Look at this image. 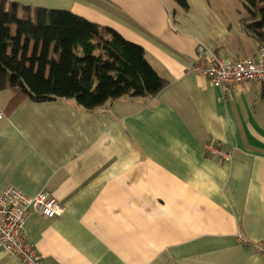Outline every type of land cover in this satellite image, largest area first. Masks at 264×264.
I'll list each match as a JSON object with an SVG mask.
<instances>
[{
  "label": "crops",
  "instance_id": "1",
  "mask_svg": "<svg viewBox=\"0 0 264 264\" xmlns=\"http://www.w3.org/2000/svg\"><path fill=\"white\" fill-rule=\"evenodd\" d=\"M234 1L68 0L55 9L140 45L167 84L153 99L94 111L60 99L9 109L13 90L0 92V192L47 193L64 207L26 220L45 264H264L253 248H264V86L225 92L191 72L198 45L257 57ZM0 264L21 263L0 250Z\"/></svg>",
  "mask_w": 264,
  "mask_h": 264
},
{
  "label": "trees",
  "instance_id": "2",
  "mask_svg": "<svg viewBox=\"0 0 264 264\" xmlns=\"http://www.w3.org/2000/svg\"><path fill=\"white\" fill-rule=\"evenodd\" d=\"M187 9L186 0H175ZM242 19L264 43V0H240ZM0 0V92L11 89L13 108L30 101H72L86 111L123 98H155L166 86L144 49L109 27L66 10L25 7ZM15 27V34L11 27Z\"/></svg>",
  "mask_w": 264,
  "mask_h": 264
},
{
  "label": "built area",
  "instance_id": "3",
  "mask_svg": "<svg viewBox=\"0 0 264 264\" xmlns=\"http://www.w3.org/2000/svg\"><path fill=\"white\" fill-rule=\"evenodd\" d=\"M191 72L205 78L213 87L231 91L247 82L264 86V44H260L255 59H230L219 56L203 45L196 49V60ZM3 113L0 112V119ZM209 150L216 155L225 156L215 146ZM64 207L53 196L40 193L26 196L11 185L0 192V250L21 264H45L43 258L30 245L26 237V220L31 214L51 219L62 215ZM244 247L251 245L242 241ZM255 251L264 259V248L254 245Z\"/></svg>",
  "mask_w": 264,
  "mask_h": 264
},
{
  "label": "rangeland",
  "instance_id": "4",
  "mask_svg": "<svg viewBox=\"0 0 264 264\" xmlns=\"http://www.w3.org/2000/svg\"><path fill=\"white\" fill-rule=\"evenodd\" d=\"M9 2L17 3L19 5L18 16L22 17L25 12V7H29L31 11H34L35 8H43L48 10L58 9L57 7H62L63 5L68 4V0H9ZM178 5V3L174 0ZM241 6L239 0H235ZM179 6V5H178ZM12 33L15 34V27L12 26Z\"/></svg>",
  "mask_w": 264,
  "mask_h": 264
}]
</instances>
